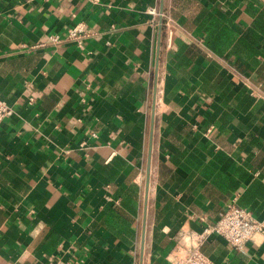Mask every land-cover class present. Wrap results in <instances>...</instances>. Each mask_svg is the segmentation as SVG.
Instances as JSON below:
<instances>
[{"label":"crops","instance_id":"1","mask_svg":"<svg viewBox=\"0 0 264 264\" xmlns=\"http://www.w3.org/2000/svg\"><path fill=\"white\" fill-rule=\"evenodd\" d=\"M0 98L2 264H264V0H0Z\"/></svg>","mask_w":264,"mask_h":264},{"label":"built area","instance_id":"2","mask_svg":"<svg viewBox=\"0 0 264 264\" xmlns=\"http://www.w3.org/2000/svg\"><path fill=\"white\" fill-rule=\"evenodd\" d=\"M147 12L155 16L157 14L154 7L147 8ZM92 35V32L85 28L83 22H78L69 28L61 36L53 33L48 36L50 44H57L61 41L68 40L82 48L84 41ZM9 113V106L0 98V122ZM205 233H214L226 241L232 249L242 251L245 244L255 237H264V218L257 219L251 211L246 208L237 206L234 202L227 203L225 208L220 210L215 222L208 228L204 229ZM0 264H2L0 262ZM172 264H214L197 245L180 254H175Z\"/></svg>","mask_w":264,"mask_h":264}]
</instances>
